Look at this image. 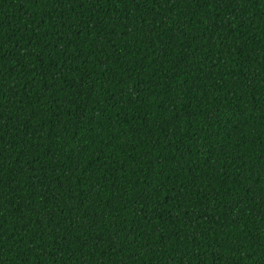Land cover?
<instances>
[{"label": "trees", "instance_id": "16d2710c", "mask_svg": "<svg viewBox=\"0 0 264 264\" xmlns=\"http://www.w3.org/2000/svg\"><path fill=\"white\" fill-rule=\"evenodd\" d=\"M0 264H264V0H0Z\"/></svg>", "mask_w": 264, "mask_h": 264}]
</instances>
